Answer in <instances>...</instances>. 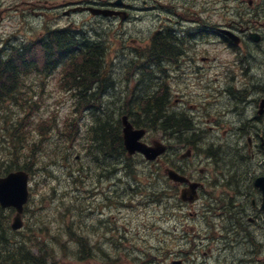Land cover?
<instances>
[{"label":"flooded vegetation","instance_id":"af4514ba","mask_svg":"<svg viewBox=\"0 0 264 264\" xmlns=\"http://www.w3.org/2000/svg\"><path fill=\"white\" fill-rule=\"evenodd\" d=\"M152 3L155 9V2ZM224 3L197 2L195 19L188 22L179 14L177 20L168 18L164 28L155 27L149 42L148 54L152 58L148 64L165 75L166 100L172 99L166 81L176 80L172 70L180 63L182 72L196 70L198 85L207 90L198 92L201 97L195 105H168L164 116V172L174 170L188 182H175L165 175L157 183L159 190L153 192L151 200L159 210L151 221L163 223L161 231L176 243L175 247H167L173 254L167 252L162 264H184L193 252L200 257L194 264H264V0H249V8L244 0L232 1L248 8L246 15L234 19H230L229 12L216 9L231 4ZM11 5L12 1L0 0V33L12 29L8 24L12 16L6 15ZM45 5L54 15L53 25L61 6L50 7L44 0L16 3L18 23L22 26L29 16L40 17L34 29L37 40L29 44L31 52L27 53L17 39L0 34V61H11L14 68V64H29L36 70H40L37 63L48 62L35 58L50 45V40H44L41 22ZM215 14L225 16L213 22ZM224 31L238 35V43ZM160 36L168 45L162 56L156 48ZM16 49L21 51L19 59ZM208 49L214 54L204 59L210 67L203 84L206 75L201 71L205 68H201L199 60L208 55ZM54 62L52 59L51 64ZM189 64H195L194 69ZM149 164L152 168L161 167L160 163ZM196 186V192H190ZM178 257L183 258L176 261Z\"/></svg>","mask_w":264,"mask_h":264},{"label":"rangeland","instance_id":"374dc122","mask_svg":"<svg viewBox=\"0 0 264 264\" xmlns=\"http://www.w3.org/2000/svg\"><path fill=\"white\" fill-rule=\"evenodd\" d=\"M9 1H12V5L7 9L6 15L12 16L8 20V24L12 26V29H6L0 34L5 36L4 38L7 35H11L13 39L18 40L22 47L28 49L29 44H33L37 40L34 35L36 32L34 30L36 28L35 23H33L34 27L31 25L32 22L30 23L36 18L29 16L31 18L30 21L22 26L18 23L20 12L17 11L16 13L15 11L16 3H19L20 0ZM81 1L83 0H44L46 4L49 3L50 7L59 5L64 8L62 9L63 14L60 13L62 17L59 19L61 27L72 26L80 28L81 25H86L88 21V28L91 29L89 33L91 39L96 40L97 36L103 37L108 52V63H111L109 73L113 76L112 79L117 85V89L103 91V94H99L103 100H106L107 104H105V107L107 108V105L110 104L109 110L111 112L120 109L118 112L123 115L127 112H125L124 106L120 105L121 100H125L124 105L129 107L130 102L126 103V100H134V103H132L134 114L139 115L142 119H147L148 114L142 113V109L135 104L141 101L138 99L142 96H152V93L156 92L158 87L165 82L166 77L157 67L153 71L149 69L145 71L141 67L143 62L138 63L140 69L136 70L135 65L132 64L135 52L131 51V48H133L134 43H139L141 49L138 53L141 58L146 59L149 55L147 52V41L153 36L155 27L164 28V25L169 22L168 18L177 20L179 19L177 14L181 12H192L195 14L197 2H202L203 0H154L155 6L159 4L161 7L164 6L163 12L160 9H154V12L150 11L148 9L150 0H123L131 7L130 9H120V11H125L130 15V18L127 20V16L125 18L127 21L124 22H121V18L116 20L106 19L104 21L91 20L90 17L92 16L90 14L85 15L82 13H76L72 17L65 16L66 13L76 8L69 5L74 3L73 6H75ZM86 1L91 6H93L92 3H95L94 5L106 4V6H109L119 0ZM222 1L225 2L224 4H229L233 0ZM190 7H192L194 12ZM229 11L231 19L235 14L234 7L230 6ZM224 12H226V9ZM222 17L215 14L213 22L220 20ZM185 23L187 24V22ZM186 27L188 28L189 26L187 25ZM213 47L217 48L216 46ZM213 47H211V50ZM208 50V55L199 60L201 68H205L204 71H201L206 75L204 81H202L203 84L207 82L208 67H210L208 60L204 59L209 58V56L212 57V54H214L210 49ZM14 65L19 70L18 64ZM182 65L180 63L177 67H173V75L177 76L174 78L176 80L166 81L172 96L171 100H165L168 105L178 106L181 102L186 103L187 106L195 105L201 97L198 92H207L203 86L198 85L196 70L194 73L191 70L182 72ZM188 67L194 69L195 64H189ZM58 73H51L48 77L42 76V78H46L42 79L40 77L41 81L34 78L33 82H31V86H39V89L35 91L38 96L35 100H39L45 95L44 100L39 102L38 111L31 113L35 123L32 128L47 121V118L54 113L56 118H59L60 122H62L64 117L75 109V104L78 101L72 100V93H65L57 85ZM41 85H44L45 93L42 92ZM208 91L210 92L209 89ZM113 94H118L121 98L118 95L115 98ZM204 96L206 98V95ZM23 108L21 104L12 100L0 104V128H3L6 124L5 117L8 118L7 125L18 121L20 115L24 114ZM80 115L81 113H78V116ZM91 121L92 117L89 111L80 116V125L84 132L91 126ZM64 123L62 122V125ZM164 138L165 133L158 129V131H150L147 141H164ZM50 165L53 178L41 177L32 183L35 197L34 203L25 217L24 235H28L29 226L37 227V224L40 223L41 235L49 244H53L56 235H59L60 230H63L68 225L71 232L76 234L80 232L91 248H94L93 253L91 252L88 257H83L85 260L77 261L81 257L72 253L70 248L74 246L69 244L66 255H60L67 258L59 259L60 264H141L144 255L150 256L151 264H157L156 262L163 261L162 259L167 252L173 254V250L167 251V247H175L176 243L172 242V239L166 234L167 232L161 231L163 223L154 224L151 221V216L159 210L158 204L151 200L153 192L158 191L159 187L155 186L148 195L146 187L151 186L154 181L149 178V171H146V166H141L134 170L136 173L129 179L126 178L121 181L120 179L123 178V175L115 174L108 179L107 171L102 175L96 174L97 164L91 157L86 158L85 155L75 152L73 160H71L72 170H77L75 173L82 170L81 174L84 175L77 183L66 175L69 171L65 166L60 167L61 164L58 165V162L54 161ZM160 165L165 168V163ZM46 182L50 186L48 189ZM135 182L136 186L140 184L144 187V192L141 193L142 195L136 194L133 197L132 185L135 186ZM143 195H146V197L142 198ZM17 237L15 236V238ZM67 238L63 237L60 239L66 242L70 240L69 238L67 240ZM193 253L189 255L191 259L188 262L185 261L184 264H194L195 259L200 258L195 252ZM180 258L183 257L175 259L178 261ZM200 261L202 260L200 259Z\"/></svg>","mask_w":264,"mask_h":264},{"label":"trees","instance_id":"16d2710c","mask_svg":"<svg viewBox=\"0 0 264 264\" xmlns=\"http://www.w3.org/2000/svg\"><path fill=\"white\" fill-rule=\"evenodd\" d=\"M51 35L50 45L46 46L39 56L37 53L35 58L39 61H41V57L48 61L55 58L63 60L64 55L65 62L62 63L63 71L60 73L58 86L66 92H77L78 102L75 104V111L64 117V121H62L65 122L64 125L54 113L47 118V121L32 128L35 123L31 113L38 111L40 100H31L23 95L24 79L29 77L30 73L20 72L21 70L15 69L10 63L6 64L3 60L0 61V104L12 100L24 107V114L20 115L18 121L7 125L8 118L5 117L6 124L0 128V177L13 171L22 170L30 174L32 182L41 177L52 179L50 163L54 161L58 162V165L61 164L60 167L65 166L69 171L66 175L78 183L84 175L81 174L82 170L77 173H75L77 170H72L71 160H73L75 152L85 155L86 158L91 157L97 164V175H102L107 171L109 179L118 168L126 171L129 176L134 175L132 168L124 167L121 164L137 160L136 157L129 158L124 149L121 136V114L118 109L111 112L109 110L111 105L108 104L106 108V100L98 98L104 90L117 89L116 82L109 73L111 63H108L106 59V47L100 41L92 44L86 42L82 37L84 35L81 29L66 28L52 32ZM78 45L81 46L78 53L72 52L77 49ZM167 47L166 39L160 36L156 40L158 55L162 56ZM131 49H136L137 52L141 48L133 47ZM53 53H57L56 57ZM60 54L61 57H59ZM106 64L107 70L105 71L103 65ZM133 65L136 69L138 68L137 63ZM42 73L47 76L53 72L44 69ZM93 90L95 93L92 94V97L96 99H89L87 94ZM45 91V88H42V92L45 93ZM27 93L31 94L30 90ZM44 96L40 99L44 100ZM138 100L141 101L135 105L142 109V113L148 114L151 119H156V122H161L167 113V103L163 99L156 100L153 96H142ZM128 101L131 104H129L128 111L131 110L130 114L137 117L132 111L134 100H126V103ZM124 104L125 100H121L120 105L125 106ZM105 110L106 112L103 114ZM85 111L91 112L92 124L83 132L80 125L81 115L78 116V113L82 114ZM143 123L144 127L148 128L147 121ZM175 124L176 121H173V125ZM148 125L160 127L166 125V121L159 126L151 123ZM77 162L79 163V161ZM46 183L48 189L50 186L48 182ZM34 197L35 192L32 187L30 202L26 208L27 212L34 203ZM13 213L12 209H4L0 205V264H60L59 259L67 258L60 255L65 254L67 246L73 242L76 244L74 243V247H71L70 250L72 249V253L81 257L77 261L85 260L84 258L94 251V248H91L81 233L74 234L68 225L64 230H60L59 235H56L53 244H49L41 235L40 223L37 224V227L29 226L28 235H24V231L15 232L11 228ZM15 236L18 237L15 238ZM65 236L70 239L66 243L60 239Z\"/></svg>","mask_w":264,"mask_h":264},{"label":"water","instance_id":"95a60500","mask_svg":"<svg viewBox=\"0 0 264 264\" xmlns=\"http://www.w3.org/2000/svg\"><path fill=\"white\" fill-rule=\"evenodd\" d=\"M93 14L113 15L112 11L93 10ZM125 146L130 155L137 152L142 153L148 160L156 159L164 152V148L157 145L150 147L140 140L145 135V131H135L129 123L128 118H123ZM177 176V175H176ZM182 180L179 177H174ZM29 174L24 171H18L0 178V204L3 208L14 207L17 210L14 218L13 229H19L23 226V212L25 205L29 202Z\"/></svg>","mask_w":264,"mask_h":264},{"label":"bare ground","instance_id":"6f19581e","mask_svg":"<svg viewBox=\"0 0 264 264\" xmlns=\"http://www.w3.org/2000/svg\"><path fill=\"white\" fill-rule=\"evenodd\" d=\"M166 7V6H165ZM158 25V24H157ZM152 58V54L151 55H148L147 56V60L149 61L150 59ZM143 61V59L141 58V56L138 54V53H136L135 52V58H134V62H136V63H139V62H142ZM177 67V66H176ZM137 70V69H136ZM172 72H173V70H172ZM163 82V81H162ZM117 86V85H116ZM107 90H104V92H106ZM166 91H167V89H165V88H161V89H158V90H156V92H154V93H152V96L153 97H155L156 98V100H158V99H163V100H166ZM113 95H115V94H113ZM118 95V94H117ZM117 95H115V98H116V96ZM108 96V95H107ZM120 98H121V96L120 95H118ZM125 96V95H124ZM99 97H101V95L99 96ZM113 98V97H112ZM168 98V97H167ZM128 103V102H127ZM131 105V104H130ZM117 107V106H116ZM123 109V108H122ZM124 109L126 110L125 112H127L129 109H130V107L128 106V105H126V106H124ZM120 110V109H119ZM131 111V110H130ZM102 112V111H101ZM123 112V111H122ZM145 116V115H144ZM167 118V117H166ZM164 119V118H163ZM161 119V122H156V119L154 120V119H151L149 116L147 117V119H144V121H147V126H148V129H149V131H153V130H157L158 131V129L159 130H162L164 133H165V131H164V128H163V126H160V127H152V126H149L148 124H153V125H156V126H159L161 123H163L164 121H166V119ZM158 120V119H157ZM207 184V183H206ZM75 234V233H74ZM247 251V250H246ZM250 255V254H249Z\"/></svg>","mask_w":264,"mask_h":264}]
</instances>
